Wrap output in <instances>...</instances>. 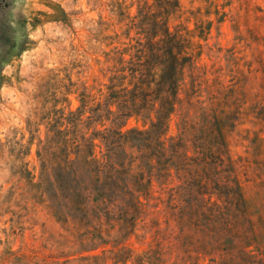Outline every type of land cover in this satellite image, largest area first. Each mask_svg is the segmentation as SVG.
<instances>
[{
  "label": "rangeland",
  "instance_id": "obj_1",
  "mask_svg": "<svg viewBox=\"0 0 264 264\" xmlns=\"http://www.w3.org/2000/svg\"><path fill=\"white\" fill-rule=\"evenodd\" d=\"M166 29L182 39L193 62L183 68L181 100L164 138L179 136L186 115L197 122L196 134L202 132L205 109L222 119L226 146L219 154L214 145L199 173L205 180L212 170L221 182L230 173L237 176L255 221L250 248H263L264 0H0V264L222 260L220 252L201 247L192 259H182L176 232L163 221L150 227L158 212L142 216L126 238L117 224L106 242L96 244L79 234L76 218H67L48 199L61 179L64 148L76 157V136L97 134L101 154L100 136L109 128L122 123L123 130L149 128L157 119L148 109L116 118L123 110L109 98V85L117 75L116 87L122 86L138 40H157ZM189 146L196 154L192 140ZM216 155L223 161L211 164ZM171 169L167 184L178 185L183 179ZM158 184L155 180L156 189ZM194 239L199 244L207 237Z\"/></svg>",
  "mask_w": 264,
  "mask_h": 264
},
{
  "label": "trees",
  "instance_id": "obj_2",
  "mask_svg": "<svg viewBox=\"0 0 264 264\" xmlns=\"http://www.w3.org/2000/svg\"><path fill=\"white\" fill-rule=\"evenodd\" d=\"M148 12L143 8L140 13L147 16ZM132 22L136 24L135 18ZM164 33L157 40H138L136 52L128 60L129 72L122 76V86L116 87L117 75L112 76L109 85V98L119 101L123 110L116 118L148 109L156 112L157 119L149 128L123 130V123L109 128L100 136L101 154L96 152L97 134L76 136V157L70 158V152L64 148L61 179L48 199L67 218L69 215L76 218L79 234L96 244L106 242L105 236L117 224L126 238L142 216L158 212L150 227L163 221L166 228L176 232L174 239H179L184 247V253L180 254L184 260L192 259L194 249L201 247L221 253L222 260L213 264H264V246L258 251L250 248L256 239V227L240 180L230 173L221 182L211 176L212 170L204 180L199 173L198 165L208 163L209 150L217 145L221 154L226 146L220 130L222 119L217 114L211 116L205 109L202 132L200 128V134H196L197 122L186 115L179 136L164 138L169 116L181 100L183 68L193 62V55L188 53L182 39L168 29ZM125 108L128 112H124ZM190 140L195 147L194 155L190 154ZM216 156L211 164L222 160ZM230 166L234 171V166ZM172 167L183 181L170 186L167 180L172 176ZM194 173L199 175L191 176ZM155 180L159 181V189ZM71 211H76V215ZM160 231L157 227L156 232ZM194 234L207 239L198 244ZM122 255L116 252L118 259Z\"/></svg>",
  "mask_w": 264,
  "mask_h": 264
}]
</instances>
